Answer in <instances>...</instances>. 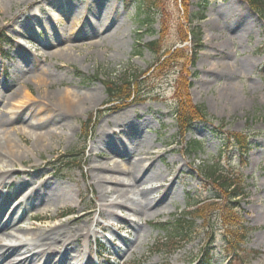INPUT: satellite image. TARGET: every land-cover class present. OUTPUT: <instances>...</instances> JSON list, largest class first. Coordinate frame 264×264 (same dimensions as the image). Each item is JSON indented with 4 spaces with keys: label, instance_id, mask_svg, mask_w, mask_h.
I'll use <instances>...</instances> for the list:
<instances>
[{
    "label": "rangeland",
    "instance_id": "1",
    "mask_svg": "<svg viewBox=\"0 0 264 264\" xmlns=\"http://www.w3.org/2000/svg\"><path fill=\"white\" fill-rule=\"evenodd\" d=\"M13 1L17 2L0 0V40H6L0 46V118H9L7 103L15 102L12 100L15 94L23 99L25 93L34 97L46 89L54 93L94 94L99 100L95 108L73 122L72 130L59 132L60 138L53 147L46 145L33 152L31 128H25L26 134L20 131L31 122L43 120L45 114L33 111L25 121L16 119L7 126L25 161L12 165L14 168L8 169L10 174L0 182V196L5 197L7 208L2 211L0 226L7 223L12 213L17 216L14 226L0 233V247L14 244L17 239L32 242V234L70 222L71 232L87 226L92 234L75 242L68 253L69 260L82 255L93 264H264V20L241 0H210L208 6L198 5L199 0H190L188 6L184 0H157L159 10L145 5L142 12L136 3L127 5L125 0ZM39 11L48 13L53 20L48 26L34 24V35H30L23 26L32 22L31 15H39ZM200 11L204 20L191 18ZM148 16L150 27L143 23ZM86 17L95 23L94 27L88 28ZM189 18L195 21L193 27L201 29L198 47H194L187 34ZM74 19L80 24L76 31L72 26ZM22 22L24 25H18ZM179 26L184 27L188 37L184 44H180ZM44 32L55 34L54 48H43ZM154 40H161L164 49L158 56L146 47ZM66 45L75 47L73 59L59 53ZM175 52L183 57L165 65ZM44 72L48 74H45L48 88L41 85L39 75ZM124 72L141 75L138 90L143 101L114 112L108 104L104 82ZM184 80L191 84L188 93L192 104L204 106L210 122H196L189 133L180 136L174 113ZM117 119L132 126L136 137L131 133L129 139L120 134V129L113 128ZM221 128L227 138L231 134L248 136L251 148L246 157L228 148L231 144L223 148L224 141L217 134ZM14 129L20 131L21 142ZM103 132L107 133L104 139L112 149L122 147L121 151L128 156L120 158L102 145ZM193 142L203 144V153L190 154L187 144ZM92 149L97 159L90 158ZM138 150L150 151L154 155V170L167 174L165 182L154 185L160 187L173 180V188L163 214L150 217L147 222L131 217L139 223L134 222L133 226L99 215L100 188L90 166H100L109 158L110 165L129 167L140 159L136 157ZM213 161L222 162L227 172L243 176L246 196L237 201L239 214L251 229L246 242L234 256L235 250L225 240L227 233L216 214L210 223L214 233H206L203 222L198 221L196 236L180 246L179 251H174V246L161 245L165 235L156 224L186 213L198 200L213 197L200 175L203 163ZM149 165V159L142 160V166ZM22 182L48 185L26 201L29 191L20 188ZM140 184V189L151 186L146 177ZM50 187H62L66 195L59 204L42 206L41 199L50 194ZM163 193L160 189L150 198H159ZM217 204V209L223 206L222 202ZM114 211L122 216L127 214ZM67 213L72 215L63 217ZM80 219L84 221L77 224ZM225 223L235 224L228 220ZM108 225L111 231L106 229ZM24 229H32L29 236ZM128 247L133 251L125 255ZM42 249L44 255L30 264H45L52 250ZM204 252L210 253L208 262L206 258L200 259ZM19 256L2 260L1 264H16Z\"/></svg>",
    "mask_w": 264,
    "mask_h": 264
},
{
    "label": "bare ground",
    "instance_id": "2",
    "mask_svg": "<svg viewBox=\"0 0 264 264\" xmlns=\"http://www.w3.org/2000/svg\"><path fill=\"white\" fill-rule=\"evenodd\" d=\"M10 2L14 4L17 1L10 0ZM41 17L43 19L39 20ZM31 18L33 19V21L29 23L27 22L28 24L23 26L25 29L27 28L28 34L30 35H34L32 27L34 26V24L48 26V23L53 20V18H51L48 13H40V11L39 15H31ZM86 18V20H88V28H92L95 23L90 20V18ZM18 25L24 24L22 22L18 23ZM72 26L73 31H76L77 27H80L77 19H74L72 21ZM82 30L85 29L83 28L81 29V31ZM54 37V33L50 34L44 32L45 43L43 44V48L45 50L54 48ZM59 53L67 55L69 59H73L72 54L76 53V50L75 47L73 48V46L66 45L65 48L59 50ZM213 68L214 71L218 70V66H215ZM45 74H47V72H44L43 75H39V77L40 81H42V87L48 88L49 83L45 78ZM18 96L19 95L16 94L14 95L12 99L13 101H15L14 103H7L6 109L7 114L10 115L9 118L7 120H3L4 118L2 117L0 118V182H2V179L10 174L11 170L8 169L14 168V166L12 165L17 163L18 161H20L21 163L25 161L24 155H22L20 152L21 147L15 142L11 132L7 130V126L9 124L15 122L16 119L25 121L28 114L33 111L34 114H45L43 120L40 119L37 122H31L30 124H28L29 126L27 125L21 128L20 131L26 134L25 128H31V133H29V136H31V138L33 139L31 148V151L33 152L39 148L46 147V145L53 147V144L56 142L55 140L60 138L59 132L65 131L66 129L72 130L74 128L73 122L77 120V118H79L81 115L86 113L90 108H95V103L99 100V97H95L94 94L81 95L79 93L71 91L54 93L49 92L46 89L43 90V92H41L38 96L33 97L29 93H25L22 96L24 97L23 99ZM123 109L124 108H121V110ZM113 111L115 112L119 110ZM123 123V120L121 121L117 119L113 123V128L115 127L120 129V134L129 137V139L131 133L133 134L132 136L136 137V132L135 130H133L132 126L128 127ZM107 125L109 126V123H107ZM20 131L14 129V133L17 135L19 142H21V135L19 133ZM104 136H107L106 132H103L102 137H100V143L102 145L108 147V149H110L113 154L117 155L120 158L128 156V154L121 151L122 147H120L119 149L118 146H114L115 149H112L111 146L105 141ZM93 151V149L90 151V158L95 157L97 159L98 155H95ZM136 157L140 159H137V161H133L129 167L120 166L117 164L110 165L108 162L111 161V159L109 158L107 160L105 158L106 163L100 166H90V170L95 176L94 179L96 180L97 185L100 188V206L98 211L100 216L107 215L111 219L121 220L124 224L135 226L134 222H137L134 221V219H132L131 217H138L139 221L147 222L150 217H156L157 215H161L164 213L165 201L169 197V192H171L170 190L173 188V180H171L167 185H161L160 187L155 186L154 183L158 181L165 182L167 174L156 172L154 170V155L150 151L139 152L138 150L136 152ZM147 159H149L150 165L148 167L142 166V160L146 161ZM104 173L107 175H105ZM145 177L147 183L151 184V186L149 188L140 189L142 186V184L140 183ZM47 185V182H43L39 184V186H34V184L31 182H22L20 188H27V190L29 191V195L26 196V201H29V199L31 201L33 196H35V193H38L41 190L43 191V189ZM160 189L164 190L163 195H161L159 198H150L153 193H156ZM50 191L51 192L48 196L42 197V206H52L53 204H59L58 202H60L66 195L64 188L62 187H50ZM66 193H68L67 190ZM69 193H71V190L69 191ZM4 200L5 197L0 196V218L7 210V208H4ZM27 206L31 207L33 205ZM115 209L126 212V216H122L116 213L114 211ZM15 215V212L12 213L8 218L7 223L0 226V233L3 230H7L9 226H14V220L17 217ZM83 221V219H80L77 224H81ZM70 224V222L66 224H59L48 230H43L39 233L32 234V242H29L28 239H17L14 244H11V246H7V244L3 245V247L1 246L0 264L2 260L10 261L11 258H16L19 255V257L21 258L16 264H30L40 256L44 255L45 251L42 248H51V250L53 251H51L49 256H47L45 264H81L84 260V256L80 255L79 258L75 257V259L73 258L69 260L67 258L68 253L73 249L75 242H77L81 238L88 239L91 236L92 232L87 226L83 227V229L81 230L77 229L75 232H71L72 230L68 229ZM99 224L101 223L99 222ZM106 227L107 230L111 231L109 225ZM65 228H67L68 231L64 230ZM24 230V234L29 236L32 229ZM5 241L7 242L8 240ZM111 242L112 241L110 240V243ZM136 242H134V246H132V248H135ZM129 247L126 253L124 252L125 255L129 254V251L130 253L133 251V249ZM77 253L78 252H76V254ZM85 264L93 263L88 258Z\"/></svg>",
    "mask_w": 264,
    "mask_h": 264
},
{
    "label": "trees",
    "instance_id": "3",
    "mask_svg": "<svg viewBox=\"0 0 264 264\" xmlns=\"http://www.w3.org/2000/svg\"><path fill=\"white\" fill-rule=\"evenodd\" d=\"M241 1L246 3L248 7L259 16V18L264 20V0ZM184 2L187 6L190 5V0H184ZM124 3L127 5L136 3L138 6V11L140 12L144 10L145 5L148 7V9L152 10L155 6V8L159 10V3L157 0H125ZM209 4L210 0H199L198 2V5L208 6ZM200 12L199 14L191 15V18L194 17L196 21L204 20V15L202 14V11ZM158 15H160L159 12ZM191 18L187 20L189 21V33L187 32V34L188 37L190 36L192 38L191 43H193L194 47H198L199 43L201 42V29L200 27L192 26L195 21ZM150 22V16H148L147 19L143 21L147 27L152 26V23ZM164 24H166V22ZM149 31H151V34L154 33L150 29ZM184 31L186 32L184 27L179 26V33L181 35L180 44L188 42L187 34H184ZM163 37L164 36L162 35L161 39ZM4 42H6V40L5 38H2L0 40V46ZM161 43V40H154L148 43L146 47L153 54L158 56L162 53V50H164ZM178 52L171 54V58L169 57L165 65L169 61L182 58L183 56H178ZM169 53L170 52H167V54ZM165 65L161 67L163 70ZM140 77L141 75L137 72H134L133 74L124 72L122 76L117 77L114 80L104 82L107 96L109 98L108 104L111 110H121V108H126L131 104H136L143 101L138 90ZM183 82L184 87L182 88L180 86L178 90V106L174 113L180 136H184L185 134L189 133L190 129L196 122H210L206 108L202 105L192 104L188 93V90L190 91L191 84L186 80ZM217 134L224 141V149H227V146L231 144V146H228V148L232 147L233 149H236L242 158L246 157L249 153L251 146L248 143L249 138L247 135L231 134L230 137L227 138V135L222 132V128L219 132H217ZM187 149L190 151V154H200L204 151L203 144L201 142L187 144ZM69 157L70 156H66L65 158L67 159ZM72 157L75 158V156ZM221 163L222 162L213 161L212 163L208 164L203 163L201 166L200 175L204 180V186L206 189L211 191V193H213V197L211 199L208 201L198 200L197 202H194L193 205L191 204L186 213L177 215L168 222L156 224L155 227L165 235V238L161 240V245L165 246L168 244L170 246H174V251H179L180 246L188 244L190 241H192L193 237L196 236L195 224L198 221L203 222L206 233L209 231L214 233V227L210 225V223H212V220L215 218L216 214L219 215V223L223 224L226 231L225 233H227L225 234V240L228 242V245L231 247V249L235 250L234 256L237 253L239 247L246 242L251 229L244 224V221L238 211L239 202L237 201V199L246 196V187L244 185L243 176L239 173L234 174L227 172ZM220 202L223 203V206L217 209V203ZM69 215H72V213H67L65 216ZM227 220L235 222V224H226L225 222ZM212 235L211 244H214L215 241H212L214 240ZM208 257L210 260V253L204 252L201 254L200 259L203 260L204 258L207 259ZM209 260L207 259L206 262Z\"/></svg>",
    "mask_w": 264,
    "mask_h": 264
}]
</instances>
